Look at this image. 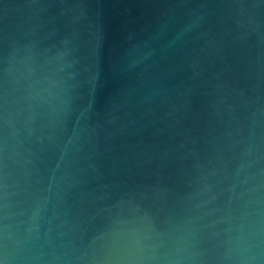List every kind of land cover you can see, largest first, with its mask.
<instances>
[{"label": "water", "instance_id": "95a60500", "mask_svg": "<svg viewBox=\"0 0 264 264\" xmlns=\"http://www.w3.org/2000/svg\"><path fill=\"white\" fill-rule=\"evenodd\" d=\"M0 264H264V0H0Z\"/></svg>", "mask_w": 264, "mask_h": 264}]
</instances>
